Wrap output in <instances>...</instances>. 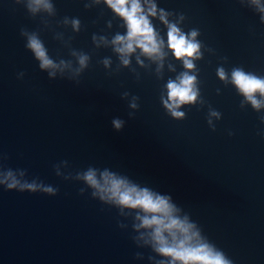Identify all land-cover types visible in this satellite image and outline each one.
<instances>
[{
    "label": "water",
    "instance_id": "1",
    "mask_svg": "<svg viewBox=\"0 0 264 264\" xmlns=\"http://www.w3.org/2000/svg\"><path fill=\"white\" fill-rule=\"evenodd\" d=\"M48 2L55 16L41 5L32 17L23 4L0 0V163L59 189L47 196L0 187V264H151L155 254L132 239V218L93 199L90 189L80 195L86 186L57 176V164L61 173L109 168L170 194L182 208L177 215L188 213L234 264H264V103L254 108L231 82L234 67L264 76V13L257 4L140 0L145 13L156 5L149 19L165 42L164 55L152 59L137 48L125 66L111 40L127 28L105 0ZM161 8L182 31L199 30L202 57L192 58L195 68L185 69L167 48ZM65 17L80 19L81 31L62 24ZM22 28L38 31L49 55L72 59L73 67L75 58L56 33L88 53L91 62L79 83L59 78V72L50 80L25 48ZM220 67L224 80L217 75ZM184 71L197 77L199 95L180 106L185 116L176 119L162 98L168 80ZM132 96L139 97L136 110L129 108ZM256 98L264 101L259 93ZM117 117L125 121L119 132L111 124Z\"/></svg>",
    "mask_w": 264,
    "mask_h": 264
},
{
    "label": "clouds",
    "instance_id": "2",
    "mask_svg": "<svg viewBox=\"0 0 264 264\" xmlns=\"http://www.w3.org/2000/svg\"><path fill=\"white\" fill-rule=\"evenodd\" d=\"M105 2L116 15L123 18L127 28L126 35L117 33L111 40V44L114 46L113 51L119 54L123 65L130 64L128 57L137 48L149 58H162L165 42L158 36L149 19V16H156L157 14L154 3L149 5L148 11L145 13L140 0H105ZM253 2L257 4L258 10L264 13V6L259 5V0H253ZM15 3L23 4L32 17H36L35 13L39 11L41 5L48 12L56 15L54 4L48 0H15ZM86 7L87 4H85ZM168 15L169 13L161 8L159 18L167 25L168 29L167 48L177 59L182 60L185 69H193L195 64L192 58L200 59L202 57L201 42L196 40L200 34L199 30L193 28L186 33L178 28L175 23H170L166 18ZM184 18V15L180 14V19L183 20ZM41 21L45 27H49L48 19L41 18ZM69 22L74 33L81 31L80 19L65 17L62 24ZM260 22L264 24V15L260 16ZM20 34L25 38V48L32 53L38 62L39 69L46 72L50 80L57 79V72H59V78H67L79 83V77L89 68L91 56L72 48L71 40H64L63 33H56L55 38L69 48L70 56L75 58L76 67H73L72 59H54L50 56L38 31L22 28ZM92 39L93 41L96 40L95 35ZM101 39L105 38L101 37ZM102 63L108 67L110 61L104 59ZM65 69H71V74L65 76ZM217 75L221 80L226 78V72L222 67L217 69ZM23 76V72L19 73L18 79H22ZM196 81L197 77L189 74L188 71L181 72L175 80H168L166 84L167 99L162 98V103L172 117L184 118L185 114L178 111L180 106L196 101L199 95ZM231 82L251 102L254 108L259 109L264 103V101L256 98V93L264 97V76L247 72L242 67H234L231 71ZM128 96V92L122 94V98ZM138 99L137 96L131 97L130 109H138ZM212 114L219 115L217 112ZM133 115L134 111L129 112L130 118ZM261 122L264 123V117H261ZM111 124L113 129L119 132L124 128L125 121L117 117L112 119ZM4 158L0 156V161ZM61 163L68 166L67 161ZM58 165H54L57 176L65 180L81 182L86 186L80 188V195L90 189L93 199L118 209L120 216L127 215V217L132 218V228L136 233L132 239L138 247L150 248L155 254L149 256L151 264H234L231 257L204 235L202 228L191 219L188 213H185L182 218L177 215L182 211V208L173 202L172 195L161 194L147 186L142 187L127 175L112 171L109 168L100 169L89 166L82 171L61 173L58 170ZM0 187L7 191L41 193L47 196H56L59 192L58 188L45 184L39 178L34 177L29 180L26 169L5 168L2 163H0ZM119 226L121 228L127 227L123 223H120ZM141 229L145 231H141ZM137 258H142L141 254L138 253Z\"/></svg>",
    "mask_w": 264,
    "mask_h": 264
}]
</instances>
